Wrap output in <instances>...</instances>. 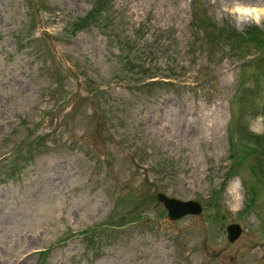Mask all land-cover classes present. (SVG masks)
Returning <instances> with one entry per match:
<instances>
[{
	"label": "rangeland",
	"instance_id": "rangeland-1",
	"mask_svg": "<svg viewBox=\"0 0 264 264\" xmlns=\"http://www.w3.org/2000/svg\"><path fill=\"white\" fill-rule=\"evenodd\" d=\"M230 2L0 0V264H264L254 158L228 179L244 136L264 137V60L243 58L255 25L221 15ZM158 192L204 210L170 221Z\"/></svg>",
	"mask_w": 264,
	"mask_h": 264
},
{
	"label": "clouds",
	"instance_id": "clouds-1",
	"mask_svg": "<svg viewBox=\"0 0 264 264\" xmlns=\"http://www.w3.org/2000/svg\"><path fill=\"white\" fill-rule=\"evenodd\" d=\"M215 3V0H213ZM221 15L227 14L238 28L244 25H264V6L244 2V0H231L227 5L218 9Z\"/></svg>",
	"mask_w": 264,
	"mask_h": 264
},
{
	"label": "water",
	"instance_id": "water-1",
	"mask_svg": "<svg viewBox=\"0 0 264 264\" xmlns=\"http://www.w3.org/2000/svg\"><path fill=\"white\" fill-rule=\"evenodd\" d=\"M160 199L164 201L171 218H178L188 213H200L202 210L201 205L192 200L181 201L176 198H168L164 195H161ZM229 232L230 239L235 240L241 234V228L239 225H231L229 227Z\"/></svg>",
	"mask_w": 264,
	"mask_h": 264
},
{
	"label": "trees",
	"instance_id": "trees-1",
	"mask_svg": "<svg viewBox=\"0 0 264 264\" xmlns=\"http://www.w3.org/2000/svg\"><path fill=\"white\" fill-rule=\"evenodd\" d=\"M88 24L90 23V19L87 20ZM86 24L78 23L75 25V30L81 29L85 27ZM250 35L248 37L252 39L256 43V45L262 49H264V30H261L259 27L254 26L251 31H249ZM240 34L236 31H232L231 37L233 36H239ZM244 40V39H243ZM263 57H264V51H263ZM261 58V60H264V58ZM131 61V60H129ZM146 73V71L142 68L137 74Z\"/></svg>",
	"mask_w": 264,
	"mask_h": 264
}]
</instances>
